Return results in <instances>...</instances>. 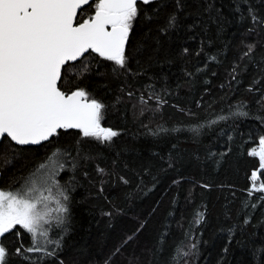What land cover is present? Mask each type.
Instances as JSON below:
<instances>
[{
  "label": "trees",
  "instance_id": "trees-1",
  "mask_svg": "<svg viewBox=\"0 0 264 264\" xmlns=\"http://www.w3.org/2000/svg\"><path fill=\"white\" fill-rule=\"evenodd\" d=\"M138 6L126 69L92 52L62 74L65 89L105 106L101 127L118 135L3 142V190L19 188L57 148L70 153L55 175L69 196L64 223L48 228L60 240L55 256L12 254L30 244L17 226L18 238L5 234V264H264V190L252 187L260 161L250 154L264 138V0Z\"/></svg>",
  "mask_w": 264,
  "mask_h": 264
},
{
  "label": "snow or ice",
  "instance_id": "snow-or-ice-1",
  "mask_svg": "<svg viewBox=\"0 0 264 264\" xmlns=\"http://www.w3.org/2000/svg\"><path fill=\"white\" fill-rule=\"evenodd\" d=\"M140 2L148 5L154 0ZM139 15L138 0H0V149L4 141L36 145L72 129L83 137L111 142L118 133L101 127L105 106L95 98L89 100L84 89H65L62 74L69 71L70 61L92 52L126 69L125 46ZM174 20L172 16L169 22ZM81 71H87V65ZM259 144V152L250 154L258 155L264 168V138ZM69 154L57 148L19 189H0V238L6 233L18 238L19 231H13L17 226L27 232L30 244L21 242L12 253L26 261L36 259L29 253L53 257L60 247V240L49 238L41 222L50 223L45 217L53 211L68 212L61 201L69 196L54 176L63 168L56 166L58 158ZM256 178L253 172L252 180ZM53 186L58 189L56 197ZM259 189L264 190V183ZM50 202L54 209H49ZM198 215L202 218V213ZM65 219L57 217L60 224ZM5 241L0 239V264L9 254ZM50 245L55 247L50 250ZM182 254L178 246L176 256Z\"/></svg>",
  "mask_w": 264,
  "mask_h": 264
},
{
  "label": "rangeland",
  "instance_id": "rangeland-1",
  "mask_svg": "<svg viewBox=\"0 0 264 264\" xmlns=\"http://www.w3.org/2000/svg\"><path fill=\"white\" fill-rule=\"evenodd\" d=\"M259 148H260V144H259V146L258 147H256L253 151H255V152H259ZM257 157H258V155H256ZM259 158V157H258ZM56 166H58V162H57V165ZM263 168H261V167H259V170L258 171H255V173H256V175H257V178H258V174H259V172H260V170H262ZM46 173H47V170H46ZM45 173V174H46ZM257 178H256V180L255 181H253V183H255V185H256V187L254 188V190H257L259 187L257 186ZM54 179H55V176H54ZM51 183V182H50ZM24 184V183H23ZM22 184V185H23ZM20 188V187H19ZM19 188H17V189H19ZM53 195H54V197H56L57 196V194H56V192H55V190H54V187H53ZM63 203V202H62ZM56 207V205L55 204H53V203H49V209H54ZM54 214V216L52 217V215ZM63 214L62 213H57V212H52L51 213V215L50 216H47V217H45V219L46 220H49L50 218H52L51 220H50V223H44L43 221L41 222V227H42V229H47L48 230V228H49V226L51 225V223L53 222V221H55V220H57V217H61ZM49 231V230H48Z\"/></svg>",
  "mask_w": 264,
  "mask_h": 264
},
{
  "label": "water",
  "instance_id": "water-1",
  "mask_svg": "<svg viewBox=\"0 0 264 264\" xmlns=\"http://www.w3.org/2000/svg\"><path fill=\"white\" fill-rule=\"evenodd\" d=\"M154 1H158V0H154ZM140 2V0H138V3ZM129 37V36H128ZM127 44H128V42H127ZM127 44H126V46H125V51H126V48H127ZM94 53V52H93ZM96 54V53H95ZM88 55V53H86L85 54V56H87ZM98 55V54H97ZM84 57H81L79 60H77V61H75V62H69V64H75V63H77V62H79L80 60H82ZM103 58V57H102ZM67 66V65H66ZM70 131V130H69ZM72 131H79V130H76V129H72ZM47 142H49V141H44V142H42V143H40V144H36V145H23V146H19V145H17V146H19V147H39V146H41V145H43V144H45V143H47ZM12 143H14V142H12ZM0 184H1V172H0Z\"/></svg>",
  "mask_w": 264,
  "mask_h": 264
}]
</instances>
